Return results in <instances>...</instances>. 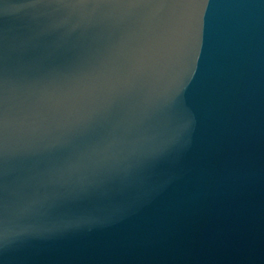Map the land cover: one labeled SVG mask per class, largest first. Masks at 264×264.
I'll return each mask as SVG.
<instances>
[{"label":"water","instance_id":"1","mask_svg":"<svg viewBox=\"0 0 264 264\" xmlns=\"http://www.w3.org/2000/svg\"><path fill=\"white\" fill-rule=\"evenodd\" d=\"M0 264H264V0H0Z\"/></svg>","mask_w":264,"mask_h":264}]
</instances>
